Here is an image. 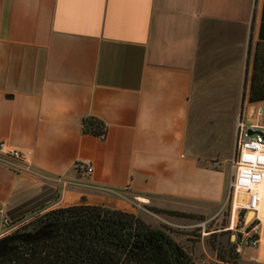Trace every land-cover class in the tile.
<instances>
[{"label": "crops", "instance_id": "1", "mask_svg": "<svg viewBox=\"0 0 264 264\" xmlns=\"http://www.w3.org/2000/svg\"><path fill=\"white\" fill-rule=\"evenodd\" d=\"M257 43L264 0H0V143L21 152L0 162L1 219L221 206L237 121L264 132V100L249 102ZM260 193L259 241L237 264H264V180Z\"/></svg>", "mask_w": 264, "mask_h": 264}, {"label": "trees", "instance_id": "2", "mask_svg": "<svg viewBox=\"0 0 264 264\" xmlns=\"http://www.w3.org/2000/svg\"><path fill=\"white\" fill-rule=\"evenodd\" d=\"M264 100V43H257L252 61L249 102ZM85 133L100 136L105 126L83 121ZM14 238L15 249L4 264H53L57 232L63 264H195L165 232L148 228L133 214L79 204L50 210ZM27 232V233H26ZM41 234V235H40ZM13 256V257H12ZM68 256V258H67Z\"/></svg>", "mask_w": 264, "mask_h": 264}, {"label": "rangeland", "instance_id": "3", "mask_svg": "<svg viewBox=\"0 0 264 264\" xmlns=\"http://www.w3.org/2000/svg\"><path fill=\"white\" fill-rule=\"evenodd\" d=\"M254 51V45L250 44L248 48L250 64ZM226 197L227 191L225 199ZM225 199L223 204L216 208L187 207L156 198L150 199L148 203L132 199V204L124 212L133 214L148 228L168 234L195 264H237L236 243L240 235L236 229L241 227L242 221L240 218L239 222H236L235 230H227L230 226L232 205L230 200L225 204ZM48 211L50 210L36 213L12 224L18 230H28L36 218Z\"/></svg>", "mask_w": 264, "mask_h": 264}, {"label": "built area", "instance_id": "4", "mask_svg": "<svg viewBox=\"0 0 264 264\" xmlns=\"http://www.w3.org/2000/svg\"><path fill=\"white\" fill-rule=\"evenodd\" d=\"M262 110L258 109L256 115H261ZM254 126H247L241 119L236 124V149L235 155L231 161L233 175L228 182L227 197L231 201L232 211L230 217V226L227 230H235L237 223L241 218L242 224L236 231L240 237L236 243V251L240 252L242 246L255 248L259 241V220L257 217L258 207L262 201L259 187L264 180V139L258 135H250ZM104 138V134L99 136ZM21 159V152L9 149L5 143H0V162L11 165L10 160ZM86 173L92 172L90 162L79 164ZM237 203V207H235ZM247 211H254V218L243 225ZM16 228L8 219L0 221V236L5 235Z\"/></svg>", "mask_w": 264, "mask_h": 264}, {"label": "flooded vegetation", "instance_id": "5", "mask_svg": "<svg viewBox=\"0 0 264 264\" xmlns=\"http://www.w3.org/2000/svg\"><path fill=\"white\" fill-rule=\"evenodd\" d=\"M25 231L18 230L17 228L15 230L10 231L9 233L0 236V264L1 260L9 259L11 256H9V253L15 249L13 246L15 245L14 238L17 234L23 233ZM27 233V232H26ZM41 235V234H40ZM54 242H53V264H63L61 262V256L59 254L60 252V245L58 242V235L57 232L54 233ZM13 257V256H12ZM68 258V256H67ZM65 264H72V261H66Z\"/></svg>", "mask_w": 264, "mask_h": 264}, {"label": "water", "instance_id": "6", "mask_svg": "<svg viewBox=\"0 0 264 264\" xmlns=\"http://www.w3.org/2000/svg\"><path fill=\"white\" fill-rule=\"evenodd\" d=\"M250 135H258L261 136L264 139V132L261 131H251L249 132ZM250 213H253V215L248 219ZM255 216V212L254 211H247L243 225L246 226L247 224H249V222L254 218ZM0 221H1V216H0Z\"/></svg>", "mask_w": 264, "mask_h": 264}, {"label": "bare ground", "instance_id": "7", "mask_svg": "<svg viewBox=\"0 0 264 264\" xmlns=\"http://www.w3.org/2000/svg\"><path fill=\"white\" fill-rule=\"evenodd\" d=\"M259 192H260V187H259ZM260 194H261V193H260ZM261 196H262V195H261ZM250 215H253V213H250ZM250 215H249V217H250ZM249 217H248V218H249Z\"/></svg>", "mask_w": 264, "mask_h": 264}]
</instances>
